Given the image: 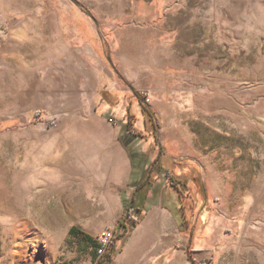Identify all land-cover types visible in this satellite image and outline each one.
Here are the masks:
<instances>
[{
	"label": "rangeland",
	"instance_id": "rangeland-1",
	"mask_svg": "<svg viewBox=\"0 0 264 264\" xmlns=\"http://www.w3.org/2000/svg\"><path fill=\"white\" fill-rule=\"evenodd\" d=\"M0 30V264H94L158 148L185 195L155 166L138 223L264 264V0H0Z\"/></svg>",
	"mask_w": 264,
	"mask_h": 264
},
{
	"label": "crops",
	"instance_id": "crops-1",
	"mask_svg": "<svg viewBox=\"0 0 264 264\" xmlns=\"http://www.w3.org/2000/svg\"><path fill=\"white\" fill-rule=\"evenodd\" d=\"M119 158L122 179L126 165L121 154ZM203 241L207 242L190 235H175L170 215L150 209L127 235L116 240L110 264H209L210 250L195 245Z\"/></svg>",
	"mask_w": 264,
	"mask_h": 264
},
{
	"label": "trees",
	"instance_id": "trees-1",
	"mask_svg": "<svg viewBox=\"0 0 264 264\" xmlns=\"http://www.w3.org/2000/svg\"><path fill=\"white\" fill-rule=\"evenodd\" d=\"M134 94L140 105V111L144 116V126L146 128H150L154 138L157 140V124L155 120L154 110L148 105V103L145 102L142 97H140L136 93ZM128 112L129 106H127V113ZM161 158L162 150L161 148H158L157 153L153 158L144 178L140 181H131L130 185L133 187V191L131 193L129 203L125 207V213L118 222L121 230L117 233H114L108 252L103 255L97 256L96 250L94 251V264H110L113 258V251L115 250L116 240L127 235L139 222L140 215L145 204V199L147 197L148 185L152 184L151 175L154 171L155 166H157L158 173L167 174L169 180L171 181L170 186H172L177 191L180 197H183L185 195L183 194V184L179 180L181 175L176 174L174 169L170 166V164H179V162L172 158L164 157L163 159L166 161L162 162V164L159 165L158 163L161 162Z\"/></svg>",
	"mask_w": 264,
	"mask_h": 264
},
{
	"label": "built area",
	"instance_id": "built-area-1",
	"mask_svg": "<svg viewBox=\"0 0 264 264\" xmlns=\"http://www.w3.org/2000/svg\"><path fill=\"white\" fill-rule=\"evenodd\" d=\"M0 37H3V30H0ZM113 236L114 231L110 229L105 230V235L99 236L98 246L96 248L97 256L103 255L108 252Z\"/></svg>",
	"mask_w": 264,
	"mask_h": 264
},
{
	"label": "bare ground",
	"instance_id": "bare-ground-1",
	"mask_svg": "<svg viewBox=\"0 0 264 264\" xmlns=\"http://www.w3.org/2000/svg\"><path fill=\"white\" fill-rule=\"evenodd\" d=\"M39 57V56H38ZM148 225L150 226L152 224V221H151V217L148 218ZM102 235H105V232L102 234Z\"/></svg>",
	"mask_w": 264,
	"mask_h": 264
}]
</instances>
